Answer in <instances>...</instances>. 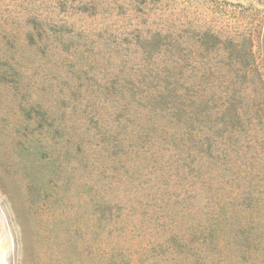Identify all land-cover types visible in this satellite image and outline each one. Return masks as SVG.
I'll return each mask as SVG.
<instances>
[{
  "label": "rangeland",
  "instance_id": "obj_1",
  "mask_svg": "<svg viewBox=\"0 0 264 264\" xmlns=\"http://www.w3.org/2000/svg\"><path fill=\"white\" fill-rule=\"evenodd\" d=\"M0 258L264 264V0H0Z\"/></svg>",
  "mask_w": 264,
  "mask_h": 264
},
{
  "label": "trees",
  "instance_id": "obj_2",
  "mask_svg": "<svg viewBox=\"0 0 264 264\" xmlns=\"http://www.w3.org/2000/svg\"><path fill=\"white\" fill-rule=\"evenodd\" d=\"M220 207H221V209H223V207H225L224 205H223V203H221L220 204ZM215 224H216V222H215ZM218 227V225L216 224V226L214 227L213 226V231L216 229ZM234 237H236L234 234L232 235V237H231V239L233 240L234 239Z\"/></svg>",
  "mask_w": 264,
  "mask_h": 264
},
{
  "label": "bare ground",
  "instance_id": "obj_3",
  "mask_svg": "<svg viewBox=\"0 0 264 264\" xmlns=\"http://www.w3.org/2000/svg\"><path fill=\"white\" fill-rule=\"evenodd\" d=\"M0 264H4V261L0 258Z\"/></svg>",
  "mask_w": 264,
  "mask_h": 264
}]
</instances>
